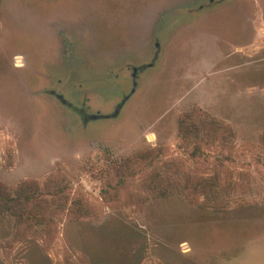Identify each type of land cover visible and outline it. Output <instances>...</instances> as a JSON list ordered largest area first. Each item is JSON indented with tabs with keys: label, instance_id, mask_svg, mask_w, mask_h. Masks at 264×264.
I'll use <instances>...</instances> for the list:
<instances>
[{
	"label": "rangeland",
	"instance_id": "rangeland-1",
	"mask_svg": "<svg viewBox=\"0 0 264 264\" xmlns=\"http://www.w3.org/2000/svg\"><path fill=\"white\" fill-rule=\"evenodd\" d=\"M0 186V264H264V0H0Z\"/></svg>",
	"mask_w": 264,
	"mask_h": 264
},
{
	"label": "trees",
	"instance_id": "trees-1",
	"mask_svg": "<svg viewBox=\"0 0 264 264\" xmlns=\"http://www.w3.org/2000/svg\"><path fill=\"white\" fill-rule=\"evenodd\" d=\"M208 124L211 126L213 132H216L217 130H223L228 135L231 134V132L222 125H216L214 122H209ZM180 126L185 127L186 122L180 120ZM125 167L128 168L129 166L126 164ZM36 193V188H34V186H32V193L30 192V189L20 187L14 191V196L11 197V194H9L4 187L0 186V218L3 216L12 215L15 211H17V223L20 224V226L31 230L33 228V225H31L32 212L29 208V205L32 203V201H39L36 198ZM35 220L36 218L32 217V223L35 222Z\"/></svg>",
	"mask_w": 264,
	"mask_h": 264
}]
</instances>
